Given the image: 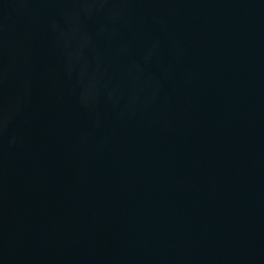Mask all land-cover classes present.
Segmentation results:
<instances>
[{"label": "water", "instance_id": "95a60500", "mask_svg": "<svg viewBox=\"0 0 264 264\" xmlns=\"http://www.w3.org/2000/svg\"><path fill=\"white\" fill-rule=\"evenodd\" d=\"M0 264H264V0H0Z\"/></svg>", "mask_w": 264, "mask_h": 264}]
</instances>
